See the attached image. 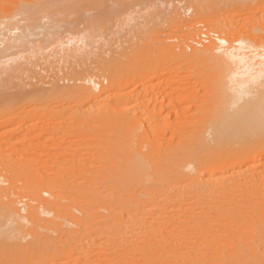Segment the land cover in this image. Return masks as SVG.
Instances as JSON below:
<instances>
[{"label": "rangeland", "instance_id": "1", "mask_svg": "<svg viewBox=\"0 0 264 264\" xmlns=\"http://www.w3.org/2000/svg\"><path fill=\"white\" fill-rule=\"evenodd\" d=\"M38 2L44 3L37 7ZM51 2L0 0V264H155L150 222L165 208L151 209L149 192L169 170L164 172L168 159H157L166 158L169 145L177 146L188 133L194 132L179 148L193 142L197 124L204 125L202 136L197 132L208 146L220 147L217 126L225 116L220 64L189 54L221 33L246 52L249 68L264 71V0H107L99 19V10H87L91 21L81 13L77 24L74 12L71 19L70 12L67 18L52 12L50 22L46 12L31 24L34 19L23 10ZM53 18L70 23L54 26ZM137 73H148L146 85L135 79ZM92 88L93 97L118 88L133 94L128 101L111 94L97 103L83 97ZM143 89L151 106L136 102ZM142 109L149 113L140 115ZM231 138H224L226 151L235 147ZM191 143L186 147L203 150L202 143ZM210 147L202 153L207 159L218 155ZM223 149L218 158L229 154ZM254 153L264 156V145ZM261 176L264 184V172ZM191 204L183 201L172 210ZM157 218L167 225L169 218ZM164 235L158 239L167 248L172 240ZM29 245L33 251L23 249Z\"/></svg>", "mask_w": 264, "mask_h": 264}, {"label": "bare ground", "instance_id": "2", "mask_svg": "<svg viewBox=\"0 0 264 264\" xmlns=\"http://www.w3.org/2000/svg\"><path fill=\"white\" fill-rule=\"evenodd\" d=\"M47 1L51 2V0ZM96 1L52 0L51 3L37 10L25 8L23 12L28 17L27 19H34V21L32 20L31 22L32 24L35 22V20H37L36 17L39 14L42 15L41 13L45 14L46 12H49L46 13L48 16L45 14L43 15V17H51L52 15L50 13L52 12H54V14L61 13L62 16L60 14L59 17H64L65 15L64 18H67L69 12L71 11L72 13L74 12V15L78 14L77 17L79 18H75V23L77 24L79 23L77 19L81 21L85 18L89 21L91 18H93V14H90L88 16L87 10H99V13H97L98 16L95 14L97 17L95 19H99L101 17L100 15H103L100 14V12L103 10L104 4L108 2H106L107 0H103L104 3H101L103 1L99 0L97 2V5ZM92 2L95 4L94 6ZM99 2L103 5L100 6ZM39 3L43 5L44 2H38V4L36 5L37 7ZM33 5L30 6H32L33 8ZM83 5L84 7H87V9L83 8ZM96 5L101 8L97 9ZM89 6H93V8ZM79 8L80 14L78 12ZM81 9L84 10L82 11ZM96 11L93 13H96ZM72 13L69 14L68 18H70V15H72ZM81 13L82 15L84 14V18H82ZM54 19L55 18H53L54 26H58V24H65L64 22L62 23L58 20L57 23H55L56 20ZM72 19L74 20V18ZM51 20L52 17L50 18V22ZM92 23H89L90 25H87L88 28ZM72 26L73 25H71V28L68 26V28L73 30L74 26ZM75 29L73 31H75ZM233 29H227V32L232 35V33H234ZM212 41L213 42L211 44H204L203 47H200L199 49L196 48V46L193 47V52L189 55L191 58L195 59H204L205 57H208L207 59H209V57H214L220 64L221 74L218 79L222 80L221 82L223 85L221 84V86H223L224 92H222L223 90H221L222 87L220 86V84L219 86L221 88H218L220 89V92L223 93V97L225 99L222 97H219V99L220 101L225 100V103L222 102L220 106L222 107L223 105L225 110L222 108V112L224 110L223 113L225 114V116H222L223 113L221 112L220 108L221 117H223V119H220L221 122L218 123L217 126V139L219 143L221 142V144H224L222 147V145L218 144L217 141L216 146H220L216 147L218 148L217 151L215 150V146H208L210 144H207L206 138L204 137L205 139H202L203 137H201L204 125H201V129L200 125L194 122V124H197L194 126L198 128L197 129L196 127H194L197 129L195 130V132L197 133V135L195 134V138L201 135L199 137L201 141L199 143H202L200 144L201 147H199L203 149L201 150V152L200 149L197 150L195 149L197 147L193 146L195 143H198V137V140L196 139V142L194 140L195 138L193 137L192 140L193 142H195L194 144L191 139H189V142L187 141L183 145V148H186L185 150L183 148H179V146H182L180 144L183 142V140H186V137L190 138L189 135L191 136V134H194V132H192L188 133V135L186 134V136H183L181 142H178L180 144H176L177 146H175V144H172L173 146H175V148H173L172 145H169L170 148H168V152L166 150V152L164 151L165 153L163 152L164 154L167 153L166 158H160L161 156L159 155L160 157L157 160L162 161L164 159L163 162H165V159L170 160L171 157L172 159H174L175 156L172 155H178V157H175L176 162L174 160H170L172 164L174 163L173 165L170 162L168 164L167 160L165 162V164L167 165H164L166 167L163 166L165 168L164 172L167 171V169L170 170H168V172H165L166 174H169L167 175L169 178L167 179L168 181H164V179H166V174L164 177H162V175H159L163 168H159L161 169V171L159 170V173L157 172L158 170L154 171V173L156 172V174H158V177H162L160 178V181L161 179L163 181L159 184H154L153 188L149 192V195L151 197V209L155 208L156 210L157 206L165 208V212H162L159 216L155 213L153 217L154 220L150 222L153 224V252L157 254V258L154 259V262L156 260L158 262H156L157 264H159V262H161L163 259H168V261L165 260L166 263L163 260L165 264H170L169 262L171 261V264H217L219 260L220 263L222 261V264H264V184H262L263 181H261V174L264 172V156L260 158L258 154L254 153L257 152L259 146L264 145V80H261V78H263L264 76V71H259L257 69L258 66L256 69L253 67L249 68L250 66H248L247 57L245 56L246 52L238 50V48L234 46V39L229 40L220 33L217 39H212ZM230 41L232 44H226ZM249 58L252 57L249 56ZM253 64H255V62ZM262 65L264 66V64ZM260 69H262V66ZM133 75L134 74L129 75V78L133 77ZM148 76V73L144 75L143 73H137V75H134L135 79H143L141 84L143 86L146 85ZM127 78L128 75L125 79ZM103 86L101 87H103L104 89L105 87H107L105 84ZM104 89L102 91H104ZM111 91L112 90H107L106 92L104 91L106 93V96L103 98L93 97V95H96L97 93L92 88L88 91H84L83 97H86L85 99L87 100H91L92 98V100L95 99L94 101H96L97 103H102L107 99V96L108 98L110 96L112 97V95H114L113 97L124 96L126 97V101H128L130 98H132L131 95L133 94V92H123L121 88H118V91L116 93H113ZM150 97H152V95ZM148 98L149 94H147L146 90L143 89L139 93L136 102H142L144 104L145 102H148V105L151 106L150 101H152L153 99L151 98L150 100H148ZM217 105H215L214 108H219V104ZM205 108L206 106H204V111H206ZM147 112L148 109H142L139 113L140 115H144ZM217 112L220 114L218 109ZM133 117L136 118V114H133ZM140 118H137L136 120L138 123L141 122ZM143 122H145V120ZM171 129L175 128L173 127ZM184 131L181 132L183 133ZM197 131H199L201 134L199 135V132ZM177 133L179 134L180 132ZM159 135L163 134L160 133ZM226 136L233 137L231 138L232 143L233 140H235V147L233 145H229V154L228 151H226L228 149L227 147V149H223L225 146H228V144L225 143L227 139H224ZM252 137H254L253 140H251ZM188 143L192 144V149L190 147L191 145L189 147H186V144L188 145ZM249 146H251L252 148H249ZM165 147L167 146H164L163 148L165 149ZM176 147L177 150L175 151L174 149H176ZM209 147H214V153L217 152L218 155L221 154L218 153L219 149H223L227 152L225 153V155H228L224 157L222 156V159L220 157L218 158V155L207 159L205 158L204 154L205 152L209 151ZM254 147H256L257 149L252 150ZM154 148L156 147L154 146ZM163 148H161V150ZM187 148H190L191 150ZM213 149H211V151ZM156 150L158 149L156 148ZM155 152L156 151L154 150V156L156 155ZM214 153L212 155H215ZM168 154H171V157ZM240 159L241 161L237 164V161ZM157 160V165L164 164L160 162L159 164ZM168 165H170L171 167L169 166L168 168ZM240 167H244L245 169L240 171ZM176 179H178V181H181H179L178 183ZM155 181L157 182L158 180L155 179ZM183 201H187L188 203L191 202L192 204L186 209L183 207V209L180 208L178 212L174 211L176 209L172 210L175 206H177L176 204L179 205ZM157 217H160L162 219L164 217L169 218L168 222L166 223L167 225L164 226L159 224V220H157ZM9 219L10 214L7 213L2 224L7 225L8 222L6 220ZM184 219L188 221L187 224H182L179 222ZM82 223L83 222H80L78 226L81 227L83 225ZM129 233L131 235L134 234V229L129 230ZM160 233L165 234L164 236L166 237L169 236L168 239L170 238L169 240H172L168 241L169 243H167V248L165 247L166 243H161L162 240L158 239ZM190 236H195V240H193V237ZM173 238H175L176 241L173 242ZM133 241L135 240H131L130 242ZM87 244V242L81 244L83 250L85 249L84 245ZM183 244H185V246ZM131 246L133 245L131 244L129 247ZM31 248L33 247L29 245L24 247L23 249L25 251H33L31 250ZM41 252L42 251H39V253ZM161 256H165L166 258H162ZM55 258L56 257H54V259ZM63 258L64 259L62 263H68L66 261L67 257Z\"/></svg>", "mask_w": 264, "mask_h": 264}]
</instances>
